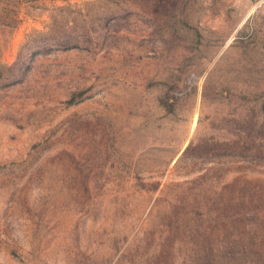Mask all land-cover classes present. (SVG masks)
Instances as JSON below:
<instances>
[{
    "label": "rangeland",
    "instance_id": "374dc122",
    "mask_svg": "<svg viewBox=\"0 0 264 264\" xmlns=\"http://www.w3.org/2000/svg\"><path fill=\"white\" fill-rule=\"evenodd\" d=\"M0 264H264V0H0Z\"/></svg>",
    "mask_w": 264,
    "mask_h": 264
}]
</instances>
